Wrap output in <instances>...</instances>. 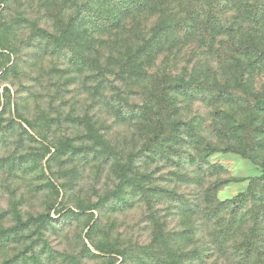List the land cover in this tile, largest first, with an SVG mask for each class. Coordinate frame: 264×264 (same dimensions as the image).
I'll return each mask as SVG.
<instances>
[{"label": "rangeland", "instance_id": "1", "mask_svg": "<svg viewBox=\"0 0 264 264\" xmlns=\"http://www.w3.org/2000/svg\"><path fill=\"white\" fill-rule=\"evenodd\" d=\"M262 177L264 0H0V264L264 258Z\"/></svg>", "mask_w": 264, "mask_h": 264}, {"label": "trees", "instance_id": "2", "mask_svg": "<svg viewBox=\"0 0 264 264\" xmlns=\"http://www.w3.org/2000/svg\"><path fill=\"white\" fill-rule=\"evenodd\" d=\"M154 124H155V133L152 138H149L150 146L160 144L163 141H165L169 135V130L167 129V126L165 124V119L160 114H155L154 118ZM246 159L253 160L252 155L245 156ZM264 177L257 180L256 184L263 180ZM258 193L256 190H252V192L249 193H241L238 195L235 199L227 201V202H219L216 207L214 208L213 212H204V220L202 222V232L205 234L207 232L208 228L216 227L217 228V234L215 235L217 241H216V248L218 249H229L228 247L231 246V242H235V235L238 228L242 227L245 223L238 221V216L243 211H245V205L249 200L256 201L258 197ZM226 213L227 215H235L234 217H231L230 223L225 224L223 221L217 222L219 217L218 215ZM245 216L244 214L242 217ZM43 219V218H42ZM262 215L260 212H257L254 214L253 222L254 226L250 231L249 236L246 238L245 242L242 244L240 249H235V254L238 256L239 260L237 264H264V258L262 257V254L260 250H255V238L254 236H260L259 230L261 227V220ZM33 221V220H32ZM31 222V221H30ZM29 222V223H30ZM20 225H23L20 223ZM219 228V230H218ZM258 251V252H257ZM184 257H187V255H184ZM198 258V257H197ZM242 261V262H241ZM172 264H175L172 262ZM232 264H234L232 262Z\"/></svg>", "mask_w": 264, "mask_h": 264}]
</instances>
